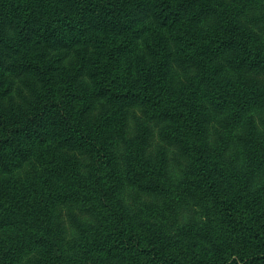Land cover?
Returning <instances> with one entry per match:
<instances>
[{"label": "trees", "instance_id": "1", "mask_svg": "<svg viewBox=\"0 0 264 264\" xmlns=\"http://www.w3.org/2000/svg\"><path fill=\"white\" fill-rule=\"evenodd\" d=\"M49 143L0 264H264V0H0V176Z\"/></svg>", "mask_w": 264, "mask_h": 264}, {"label": "rangeland", "instance_id": "2", "mask_svg": "<svg viewBox=\"0 0 264 264\" xmlns=\"http://www.w3.org/2000/svg\"><path fill=\"white\" fill-rule=\"evenodd\" d=\"M148 24H150L151 26H153L154 23H152V21H147ZM164 34H167V32H164ZM153 40V35L152 33H148L147 35H145L144 37H142L139 42H138V50L136 53L130 55L129 57H127V59L125 61H132V67L134 66V63L141 57H145V53H146V43L147 41H152ZM57 54V53H56ZM73 54L72 51H62L59 53L60 59L59 60H63V62H65V59H67V56H71ZM122 67L123 64L121 66V70L120 73L122 72ZM173 70L172 72V77L174 78H179V79H184L187 78L189 76V71L188 69H184V68H177ZM17 86H19V84L17 83ZM97 107H100V104H97ZM139 120V113L137 110H134L131 112L130 114V119H129V125L128 128L129 130H132V127H135L136 121ZM149 133L151 134L152 138H151V145H150V151L153 152L154 154L158 153L159 151L161 152L162 149H166V158L168 159V161L172 164V167L174 168L176 166V164H179L180 159L177 156V154L173 151V149L171 147H169L168 145H165L162 137H161V133L159 131L158 127H150L149 128ZM49 143L48 145H44L42 146L40 152L34 154L33 156H31L30 158L26 159V160H21L19 167L12 173L9 174H4L2 176H0V188L3 187H10V186H17L20 184H27L28 182L32 181L33 179L36 178V176L41 172L42 167H41V156L42 155H49V151L51 149H53V144ZM47 157V156H46ZM74 157V154L70 155V159H72ZM140 193L135 192L133 193V195H135V199L137 201H139L140 203H144L147 207H149L148 205H150V199L146 198V197H136V195H139ZM134 200V199H133ZM63 211L65 212L66 216H69L71 214L76 213V206H70V207H63ZM181 221L180 217L177 220V222ZM25 260H22L20 262H17L16 264H25Z\"/></svg>", "mask_w": 264, "mask_h": 264}]
</instances>
